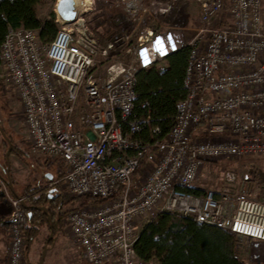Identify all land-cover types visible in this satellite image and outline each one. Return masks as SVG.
Returning <instances> with one entry per match:
<instances>
[{
    "label": "built area",
    "instance_id": "built-area-1",
    "mask_svg": "<svg viewBox=\"0 0 264 264\" xmlns=\"http://www.w3.org/2000/svg\"><path fill=\"white\" fill-rule=\"evenodd\" d=\"M196 1L200 24L178 28L192 30L184 41L161 33L159 17L173 0H121L135 22L118 38L102 42L91 4L79 10L72 3L71 20L55 10L52 35L20 25L1 42L0 71L20 101L28 151L57 173L48 186L101 200L63 216L68 241L88 264H157L133 245L138 227L160 212L234 232L239 258L253 240L264 242V197L183 190L196 186L210 162L264 155L262 1ZM185 46L184 96L163 130L146 103L135 102L137 76ZM235 178L226 171L224 183ZM6 198L7 264H24L27 216L21 197Z\"/></svg>",
    "mask_w": 264,
    "mask_h": 264
},
{
    "label": "trees",
    "instance_id": "trees-1",
    "mask_svg": "<svg viewBox=\"0 0 264 264\" xmlns=\"http://www.w3.org/2000/svg\"><path fill=\"white\" fill-rule=\"evenodd\" d=\"M42 1L0 0V45L8 27L20 25L28 28L41 27L43 37L50 36L56 31V25L52 19L41 20L36 15L35 7ZM101 24L98 22V26ZM126 30V27L123 28V32ZM112 32H103L101 36L105 39L109 38ZM188 52L187 46L181 47L167 54L163 63L142 70L137 76L135 102H145L152 118L159 119L163 130L167 129L168 121L175 111L176 102L184 96L182 80ZM9 140L12 146L9 154L14 153L22 159L28 158L26 150L18 147L11 139ZM3 142L6 143L4 140ZM2 158L6 159L5 153ZM2 171L5 175L0 174V176L5 180L6 168L4 167ZM45 173L48 172H43L42 179L49 182ZM10 179L12 184L8 185L9 191L14 194V197H21L25 205L27 222L24 228V253L26 255L31 242L38 233V224L49 222L48 215L52 220H55L53 213L61 204L58 205L57 202H53L46 196L49 187H44L43 184L25 185L20 192H17L11 176ZM54 186L59 188V184ZM183 190L192 194H201L204 191L198 186L187 187ZM260 193H263L262 189ZM3 200H5V195L0 189V203ZM99 202L101 200L96 197L83 196L82 202L77 207ZM40 206L45 207L49 214L45 215L39 208ZM77 207L61 211L60 222L68 210ZM52 208L55 210H51ZM8 225L9 221L3 220L0 212V229ZM54 226L55 222L52 229ZM51 240L49 239L47 242L51 243ZM236 241V234L228 229L208 224L198 225L189 217H178L171 213L160 212L141 227L133 249L139 258L154 261L157 264H244L237 255ZM24 264L30 263L26 260Z\"/></svg>",
    "mask_w": 264,
    "mask_h": 264
},
{
    "label": "rangeland",
    "instance_id": "rangeland-1",
    "mask_svg": "<svg viewBox=\"0 0 264 264\" xmlns=\"http://www.w3.org/2000/svg\"><path fill=\"white\" fill-rule=\"evenodd\" d=\"M121 0H78L77 6L79 10H83L86 4H91L93 10L90 13L92 19L102 24L98 26L99 39L104 42L108 39L118 38L123 32V28L126 27V31L134 24V19L128 17L123 11V5ZM264 10V0H261ZM55 3L56 0H43L35 7L36 15L41 20H53L55 17ZM200 9L196 0H173L172 8L169 12L164 14L160 21L163 24H169L174 26L184 27H197L200 24ZM151 25V23H149ZM109 38L101 36L103 32H110ZM125 31V32H126ZM184 41L192 35V30L184 29L181 31ZM163 63V62H161ZM0 127L5 135L16 143L18 147L28 152V158L22 159L17 157L14 153L9 154L7 160L2 158V155L6 153L8 144L3 142V138L0 134V174L5 175L2 171L6 168L8 163V173L10 174L14 188L17 192H20L25 185L29 184H43L44 187L48 186V182L42 179L43 172H48L57 178V173L54 169H48L45 167L41 157L31 155L28 151L29 146L27 142V131L23 122V116L21 111L20 101L16 95L14 86L8 83L6 78L0 71ZM5 141V140H4ZM11 142V141H10ZM12 148V146H11ZM226 171L234 172L236 178L233 185H226L224 183V174ZM9 176V178H10ZM10 183L11 182V179ZM196 186L203 189L207 188H223L229 189L231 192L242 191L253 197H264V155H246L229 157L225 159L216 160L206 164L200 172L199 179ZM56 195V201L59 204L61 211L66 209L77 207L83 200V196H74L68 193L61 184L58 186ZM0 189L5 195V200L0 203V210H10L9 201L7 195L14 194L9 191L7 177L5 180L0 176ZM263 193H260V190ZM74 197V198H72ZM64 202V203H63ZM58 208V207H57ZM60 227L58 229H51L48 226V222H44L41 225L38 224V233L31 242V245L26 252L24 261L26 260L30 264H36L40 253L44 246L50 249L55 246V249H59L62 252L69 250L71 246L74 251V260H68V264H88L84 261L81 254V247L68 241V231L63 229V218H61ZM141 228V225L138 229ZM137 229V230H138ZM50 231L53 232L51 243L47 241ZM8 248H7V261L8 250L10 245V235L8 233ZM243 242V239H240ZM77 248L75 249V245ZM65 253V252H64ZM257 255V256H256ZM251 254L241 257L244 264H264V248H259L255 254ZM256 256V257H255Z\"/></svg>",
    "mask_w": 264,
    "mask_h": 264
},
{
    "label": "crops",
    "instance_id": "crops-1",
    "mask_svg": "<svg viewBox=\"0 0 264 264\" xmlns=\"http://www.w3.org/2000/svg\"><path fill=\"white\" fill-rule=\"evenodd\" d=\"M161 17H159V20L161 19ZM162 25H164L165 28L161 29V33L165 38L175 37L180 41L183 39L181 31L184 29L179 30L178 28H183L184 26H174V25H169V24L165 25L163 23ZM187 28H190V27H187ZM0 212H1L2 219L8 220L9 211L3 209V210H0ZM7 238H8V226L2 227L0 229V264H7V248L9 244ZM74 247L75 249L77 248L76 245ZM70 248H72V250L71 249L65 250L64 251L65 253H64L59 249L56 250L55 246H52L50 249H47L43 264H68L67 263L68 260L70 261L74 260V253H73L74 249L72 246ZM259 248H264V242L253 240L251 244V249H250L251 256L248 258L252 260L253 259L252 254H255Z\"/></svg>",
    "mask_w": 264,
    "mask_h": 264
},
{
    "label": "water",
    "instance_id": "water-1",
    "mask_svg": "<svg viewBox=\"0 0 264 264\" xmlns=\"http://www.w3.org/2000/svg\"><path fill=\"white\" fill-rule=\"evenodd\" d=\"M55 10H56L57 14L59 15V17L64 19V20H71L73 18V16H74L72 0H56ZM0 134L3 137V139L8 144V147H7V150H6V153H5L6 161H8L7 158L9 156V153H10V150H11V142H10L9 138L5 135V133L3 132L1 127H0ZM6 177H7L8 185L10 186L11 183H10V180H9L10 178H9V173H8V163H7V166H6ZM45 177H46V179L51 180L52 179V174L51 173H45ZM46 196L48 198L52 197V189H48L46 191ZM22 206H23V208H25V205L23 204V202H22ZM39 208L41 210H43L45 213H47V211L45 210V207L40 206ZM47 217H48V220L50 221V216L48 215ZM52 234H53V232L50 231L48 239L52 238V236H53ZM46 251H47V247L44 246L42 251H41V253H40L39 259H38L36 264H43Z\"/></svg>",
    "mask_w": 264,
    "mask_h": 264
},
{
    "label": "flooded vegetation",
    "instance_id": "flooded-vegetation-1",
    "mask_svg": "<svg viewBox=\"0 0 264 264\" xmlns=\"http://www.w3.org/2000/svg\"><path fill=\"white\" fill-rule=\"evenodd\" d=\"M48 184V183H47ZM49 189H52V197L50 199L53 200V202L56 201V195H57V191L58 189L56 188V186L52 185V186H49ZM51 210H55V208H52ZM47 213H45L44 211V214H49V211L46 210ZM60 213H61V208H56V211L53 213L54 214V219L55 220H52V218H50V221L48 222V226L52 229L53 228V225H54V222H55V226H54V229H58L60 227Z\"/></svg>",
    "mask_w": 264,
    "mask_h": 264
},
{
    "label": "bare ground",
    "instance_id": "bare-ground-1",
    "mask_svg": "<svg viewBox=\"0 0 264 264\" xmlns=\"http://www.w3.org/2000/svg\"><path fill=\"white\" fill-rule=\"evenodd\" d=\"M72 3L76 5L78 3V0H72Z\"/></svg>",
    "mask_w": 264,
    "mask_h": 264
}]
</instances>
